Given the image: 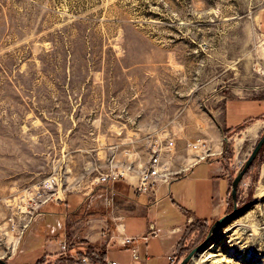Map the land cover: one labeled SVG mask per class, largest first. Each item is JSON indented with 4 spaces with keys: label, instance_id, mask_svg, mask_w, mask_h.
I'll list each match as a JSON object with an SVG mask.
<instances>
[{
    "label": "rangeland",
    "instance_id": "1",
    "mask_svg": "<svg viewBox=\"0 0 264 264\" xmlns=\"http://www.w3.org/2000/svg\"><path fill=\"white\" fill-rule=\"evenodd\" d=\"M247 96H264V0H0V257L36 223L41 181L59 177L60 198L139 177L154 144L207 139ZM261 125L225 134L231 184ZM227 203L214 231L221 217L190 224L177 264L195 248L188 264H264V146Z\"/></svg>",
    "mask_w": 264,
    "mask_h": 264
},
{
    "label": "crops",
    "instance_id": "2",
    "mask_svg": "<svg viewBox=\"0 0 264 264\" xmlns=\"http://www.w3.org/2000/svg\"><path fill=\"white\" fill-rule=\"evenodd\" d=\"M255 122H264V96L230 98L224 116L201 134L213 143L208 141L211 150L189 146L204 137L177 142L163 157L170 177L159 179L154 191L139 192V177L128 178L129 173L87 191L64 192L40 209L13 264H64L59 260L63 240L77 257L89 253L93 264H172L170 255L181 256L192 222L215 221L226 212L232 184L223 157L224 136Z\"/></svg>",
    "mask_w": 264,
    "mask_h": 264
},
{
    "label": "built area",
    "instance_id": "3",
    "mask_svg": "<svg viewBox=\"0 0 264 264\" xmlns=\"http://www.w3.org/2000/svg\"><path fill=\"white\" fill-rule=\"evenodd\" d=\"M175 146V141L173 139L169 140L167 143V150H164L162 146H158L157 144H154L153 147L150 150V158L145 165V167L141 170L139 174V185L137 186V190L139 192H145L150 193L151 191L155 190L156 185L158 184L159 179L168 180L169 174L167 173L164 162V155L166 152H169L172 150V147ZM189 146L193 149H201L206 150L209 149L208 147V141L206 139H197L196 141L190 142ZM59 177H53L49 180H43L39 184L37 188V194L34 199H32V206L36 210L35 215L37 216L40 213V209L45 205L46 203L58 200L59 197H56L57 192L52 193L53 189L55 188L54 184L58 182L59 184ZM126 178L125 173L120 172H107L102 173L99 176V182L104 183H110L114 182L118 179ZM58 186V185H57ZM62 186L64 184L62 183ZM60 190V186H58ZM52 189V190H51ZM62 191L67 192L69 189V185L66 184L63 188H61ZM32 213V210L28 211V213ZM26 219V218H25ZM29 222V221H28ZM28 222L25 223L24 228L27 227ZM130 240V239H129ZM61 250H60V258L59 260H63L64 264H93L91 255L89 253H84L83 255L76 256L70 252V243L67 240H63L59 243ZM135 256H138V250L134 249ZM170 259L172 264H177L181 260L180 257H176L174 254L170 255ZM107 264H116L115 261H107Z\"/></svg>",
    "mask_w": 264,
    "mask_h": 264
},
{
    "label": "water",
    "instance_id": "4",
    "mask_svg": "<svg viewBox=\"0 0 264 264\" xmlns=\"http://www.w3.org/2000/svg\"><path fill=\"white\" fill-rule=\"evenodd\" d=\"M226 140H228V137H226ZM264 146V134L259 138L258 142L256 143L253 151L251 152L248 159L245 161V165L240 169L239 173L235 177V179L232 182V196L233 198L237 199V193H238V187L240 185V182L242 178L245 176L246 172L249 170L251 165L254 163L256 158L258 157L261 149ZM230 214H227L220 219H218L215 224L212 227V231H214L216 228L220 227L224 221H226L229 218ZM197 249L195 248L192 250L179 264H188L189 261L193 258L195 255ZM0 264H10L7 259L0 257Z\"/></svg>",
    "mask_w": 264,
    "mask_h": 264
},
{
    "label": "bare ground",
    "instance_id": "5",
    "mask_svg": "<svg viewBox=\"0 0 264 264\" xmlns=\"http://www.w3.org/2000/svg\"><path fill=\"white\" fill-rule=\"evenodd\" d=\"M260 125H261V122H255V123H252L249 126H247L246 129H244V131L242 133L244 136L239 139L240 142L246 136H249V137L255 136L258 133V131H259ZM208 150H211V148L208 149ZM130 169H131V167L124 168L123 173H125V175L128 176V173L130 172ZM224 237H225L224 236V231H221L220 233H218L217 235H215L213 237V239H214L213 240V243L210 246L211 249L215 248L216 246H219L220 243L223 241ZM17 242L18 241H16V243H15L16 245H17ZM197 259H199V258L196 256L194 261H196Z\"/></svg>",
    "mask_w": 264,
    "mask_h": 264
},
{
    "label": "trees",
    "instance_id": "6",
    "mask_svg": "<svg viewBox=\"0 0 264 264\" xmlns=\"http://www.w3.org/2000/svg\"><path fill=\"white\" fill-rule=\"evenodd\" d=\"M231 152H230V149H229V143H227V147H226V150H225V153H224V158L226 159H229V157L231 156V155H229Z\"/></svg>",
    "mask_w": 264,
    "mask_h": 264
}]
</instances>
